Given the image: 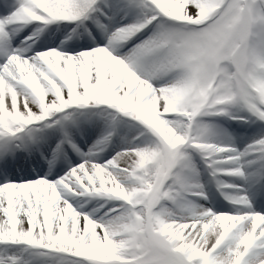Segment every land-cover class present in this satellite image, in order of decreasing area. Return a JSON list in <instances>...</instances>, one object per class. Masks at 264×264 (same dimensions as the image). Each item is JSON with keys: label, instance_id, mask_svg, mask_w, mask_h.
<instances>
[{"label": "snow or ice", "instance_id": "obj_1", "mask_svg": "<svg viewBox=\"0 0 264 264\" xmlns=\"http://www.w3.org/2000/svg\"><path fill=\"white\" fill-rule=\"evenodd\" d=\"M0 264H264V0H0Z\"/></svg>", "mask_w": 264, "mask_h": 264}, {"label": "bare ground", "instance_id": "obj_2", "mask_svg": "<svg viewBox=\"0 0 264 264\" xmlns=\"http://www.w3.org/2000/svg\"><path fill=\"white\" fill-rule=\"evenodd\" d=\"M237 128L239 129V131H241L242 129H243V127L242 126H240V125H238L237 126ZM238 135H243V133H240V134H238ZM206 190H208V191H212L211 190V187L206 183ZM188 230H185V232H187Z\"/></svg>", "mask_w": 264, "mask_h": 264}, {"label": "rangeland", "instance_id": "obj_3", "mask_svg": "<svg viewBox=\"0 0 264 264\" xmlns=\"http://www.w3.org/2000/svg\"><path fill=\"white\" fill-rule=\"evenodd\" d=\"M228 129H229V131H232V132L236 133L237 135L240 134V133H243V129L241 131H239L238 128L234 129L233 126L228 127Z\"/></svg>", "mask_w": 264, "mask_h": 264}]
</instances>
